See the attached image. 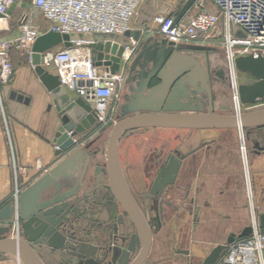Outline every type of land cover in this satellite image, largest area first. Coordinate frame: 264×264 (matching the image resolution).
Returning a JSON list of instances; mask_svg holds the SVG:
<instances>
[{"label":"water","instance_id":"95a60500","mask_svg":"<svg viewBox=\"0 0 264 264\" xmlns=\"http://www.w3.org/2000/svg\"><path fill=\"white\" fill-rule=\"evenodd\" d=\"M195 2L196 0H187L184 3L175 13V23L190 12ZM16 6L14 5L11 11ZM146 6H149V10H146ZM27 8L31 11L32 17H36L38 10L30 3ZM168 10L170 5L160 0H142L137 21L141 28L129 29L122 35L113 33L62 35L44 31L38 37L32 48L30 63L50 92L60 120L54 136L58 147L55 155L59 162L50 172L24 190L16 202H10L0 210V255H14L22 264H45L33 244L46 243L59 251L60 256L68 253L75 256L76 261L80 260L79 264H101L97 260V247L75 243L73 238L66 236L62 226L72 212L71 199L84 187L83 177L89 167V160L83 158L82 149L76 147L78 146L76 139L90 131L98 121L90 103L61 84L56 74L42 66L43 56L50 50L70 47L72 40L75 39L90 41L96 66L104 67L115 75L125 65L124 56L127 49L132 48L136 42H143L142 52L131 68L135 75L133 79L137 81L136 86L131 88V99H128L123 107L126 117L115 124L107 148V171L111 188L123 205L128 218L135 225L137 233L120 253L116 254L115 249L108 264H144L153 241L152 229L129 192L120 164L118 143L126 131L149 127L238 129L243 140L245 130L264 127V109L246 113L238 111L236 115L216 114L212 90L207 84V77L204 76L199 62L191 56L182 55L180 51L185 48L174 45L166 38L143 35L154 17L157 14H166ZM192 68H195V73H191ZM234 68L243 74L253 76L256 80L251 84H240L237 87L239 108L240 104L251 106L263 100L264 57L239 56L235 59ZM185 74L187 76H184ZM133 79L129 78L127 82ZM156 79L160 84L152 86ZM195 82L200 83L208 94L206 111L204 103H201L198 97L199 91ZM16 97L19 101L25 100L27 103L29 101L23 94L12 92V98ZM79 174L80 177L76 179L75 176ZM74 179L76 184L72 189L44 199L48 190L60 188L63 183ZM258 221L260 228L264 229V213L259 216ZM20 222L22 237L19 236ZM252 231V226H247L240 235L232 234L227 243L214 248L202 264H217L228 244L233 243L237 237L249 236ZM13 233L16 236H10ZM71 242L76 246H71ZM138 242L141 249L133 258ZM67 261L73 262L71 259Z\"/></svg>","mask_w":264,"mask_h":264},{"label":"crops","instance_id":"0c3cea01","mask_svg":"<svg viewBox=\"0 0 264 264\" xmlns=\"http://www.w3.org/2000/svg\"><path fill=\"white\" fill-rule=\"evenodd\" d=\"M160 1L170 5L168 13L178 11L170 3L163 0ZM25 2L26 0H19L18 5L9 12L7 18L0 20V39L10 36V34L6 35V31L9 30L11 24L15 25V30L10 38L12 37L13 39L19 34L21 17L25 13H30ZM145 8L149 10V6ZM139 16L138 12L131 23L130 29L137 30L141 28L137 23ZM189 16H191L190 12L185 19ZM221 28L222 26L219 25L208 41L192 43L180 53L196 59L202 68V72L205 71V58L203 57L208 50V45L219 43L222 38ZM143 35L148 37L154 35L161 38L157 32V25L154 23V19L149 23L148 30ZM142 46L143 42L140 41L129 49L130 56L124 59L125 65L121 68V71L126 74V83L129 86L130 93L131 88L136 86L135 83L137 81L134 80L135 75L131 72V68L141 54ZM23 57L16 50L11 52L14 72L9 82L2 84L0 87V210L8 203L16 202L18 196L24 190L50 172L59 162V158L55 155L58 147L54 141V136L59 126L56 120H60L53 105L52 96L34 71L31 63ZM139 63H137V66ZM191 70V73H195V68ZM184 76H187V74ZM129 78L134 79L131 82H127ZM159 84L160 81L156 79L152 86ZM195 85L197 88L202 86L198 82H195ZM12 92L23 94L29 100L28 103L25 100L19 101L17 97L12 98ZM126 104L127 101L125 102ZM263 132L264 130H262ZM165 138L168 139L167 136ZM79 139H76L78 144ZM80 144L83 158L89 160L88 152H91L93 148L91 142L84 141ZM99 145L103 147L104 143ZM239 145L235 139H226L220 145L219 150L207 151L203 158L204 170L213 169L221 173L237 172V160L238 156L240 157L241 155ZM122 147L121 161L123 165L134 164L142 169L141 164L145 158L144 154L135 152L132 148L124 150L125 147ZM253 160L254 170L261 174V176L255 178L256 207L258 211H264V153ZM79 176L80 174L75 176V178H79ZM75 180L63 183L60 188H51L44 199L50 198L58 192L72 189L76 184ZM93 180L98 184L99 179L92 161L87 171L86 186L94 185ZM85 189L82 188L83 191ZM238 209L236 206L231 207L228 204L221 203V201L215 202L214 200L210 202L207 208L200 211L197 218L194 216V212L173 213L172 218L166 220L163 229L154 236L152 249L145 264H202L214 248L226 244L232 234L236 235V231L231 230L227 223L220 222L221 218L216 217L218 214H215V212L236 211ZM230 217L233 222H236L234 221V214H231ZM236 224L237 222L232 225L236 226ZM245 227L247 226H244L241 232ZM177 250H183V253H179ZM186 251L189 253L186 254ZM41 252L40 257L45 264H66L62 262V258L58 254H53L45 249ZM0 264L22 263L14 255L1 254Z\"/></svg>","mask_w":264,"mask_h":264},{"label":"built area","instance_id":"2783aa9c","mask_svg":"<svg viewBox=\"0 0 264 264\" xmlns=\"http://www.w3.org/2000/svg\"><path fill=\"white\" fill-rule=\"evenodd\" d=\"M18 3L19 0H0V20L6 19ZM29 3L43 16L47 27L43 29L36 22L38 14L32 17L29 10L20 19L19 34L12 40L0 39V87L9 82L14 72L11 52L16 50L31 62L33 45L42 32L122 35L130 29L142 0H26L25 4ZM194 9L195 14L185 19L188 13L178 23H175L177 11L157 14L154 23L158 34L176 46L187 48L192 43L208 41L221 25L227 61L235 74L237 57H264V1L196 0L190 12ZM129 49L124 59L130 56ZM94 56L90 41L75 39L70 47L46 52L42 66L90 103L98 123L106 124L119 88L127 78L123 71L112 75L108 69L96 66ZM251 226L253 231L249 236L237 237L227 245L218 264H264V230L256 217Z\"/></svg>","mask_w":264,"mask_h":264},{"label":"flooded vegetation","instance_id":"af4514ba","mask_svg":"<svg viewBox=\"0 0 264 264\" xmlns=\"http://www.w3.org/2000/svg\"><path fill=\"white\" fill-rule=\"evenodd\" d=\"M204 66H210L208 61ZM203 73L208 80L209 74L207 75L206 71ZM213 73L223 79L226 77L225 69L213 70ZM248 76L251 81L247 84L256 81L253 76ZM257 103L251 106H256ZM98 126L99 123L83 134L84 141H90L92 144L93 141L96 142L97 138L102 137V134L97 131ZM262 130L264 127L245 130L246 138L244 137L239 143V150L246 161L249 178L253 173V185L252 180L249 181L250 193L253 198H255L256 192L255 178L261 176L260 172L254 170L253 159L264 153V132L262 133ZM206 131H220V129L137 128L126 131L119 140L118 154L126 184L134 202L152 229L153 240L154 236L163 229L166 220L172 218L173 213L194 212L193 214L197 218L200 211L215 200L213 189L207 179L210 177L209 175L221 172L213 169L204 170L203 158L207 151L219 150L225 140L220 138L219 134L205 138ZM110 135L104 141L103 147L97 145L92 148L91 152H88L89 164L93 161L99 179L98 184L93 180L92 188L86 186L87 173L84 175L83 188L86 189L83 191L80 188L77 196L71 199L72 212L68 216V221L62 224L66 236L73 238L75 243H85L97 247V260L101 264H108L115 249L116 254L120 253L128 245L131 237L137 233L135 225L128 218L123 205L111 188L107 171V148ZM166 136L168 139L165 138ZM122 146L125 147L124 150L132 148L135 152L144 154L142 169L134 164L123 165L121 161ZM232 173L235 174V172ZM253 205L254 209H258L256 201ZM10 236H16V234L13 233ZM19 236L22 237L21 222L19 223ZM70 244L76 246L74 242ZM33 247L39 255L45 249L60 256L59 251L46 243L33 244ZM140 249L141 245L138 242L133 258ZM177 251L183 253V250ZM61 258L62 262L66 264L80 263V260L76 261L75 256L70 253L62 255ZM68 259L73 262L69 263Z\"/></svg>","mask_w":264,"mask_h":264},{"label":"rangeland","instance_id":"374dc122","mask_svg":"<svg viewBox=\"0 0 264 264\" xmlns=\"http://www.w3.org/2000/svg\"><path fill=\"white\" fill-rule=\"evenodd\" d=\"M175 8L179 10L184 5L186 0H163ZM208 6L212 7L211 3H208ZM196 13V9L190 12V15ZM36 22L44 29L47 27V22L43 18L41 14H38L36 17ZM15 25L11 24L9 30L6 31V35H12V32L15 30ZM6 36V37H7ZM5 38L7 40H12V37ZM26 59L25 57H23ZM204 65L205 62L208 61L210 64L209 67L204 66L207 75L209 74L208 84L213 93V105L214 112L220 115H236L238 111L242 113L257 111L260 109H264V100L259 101L256 106H244L240 104V108L237 107L236 103V90L234 87L235 81L237 86L240 84H247L251 80L247 74H243L236 69V77L232 78L231 66L227 61V54L225 50V43L223 37L220 39L219 43L208 45V50L206 51L204 57ZM27 60V59H26ZM225 69L226 77L220 78L215 76L213 70ZM199 91V99L201 103H204V109L206 111L208 107V94L206 90L202 86H198ZM119 96L116 98L112 104V111L107 119L106 124H100L98 126L97 131L102 134L101 138H97L96 142L93 141L92 146L95 147L96 144L99 145L104 143L110 135L112 127L118 123L121 119L126 117L124 115L123 105L130 98V89L125 82L119 88L118 92ZM240 109V110H239ZM131 115V113L129 114ZM56 123L60 124V121L56 120ZM222 139H235L238 143H241L242 136L241 132L238 129H223L220 131H206L205 138H211L213 136H218ZM245 134V131H244ZM245 137V136H244ZM96 138V137H95ZM246 138V137H245ZM84 137H80L78 148L82 149L81 142H84ZM94 139V138H93ZM240 157L238 156V170L233 174L232 172H222L220 174L214 173L209 175L208 183L213 189L215 195V202H220L223 204H228L231 207L236 206L239 208L236 211H221L215 212L218 214L216 217L221 218L222 223H227L231 230L236 231V236L240 235L241 229L244 226H251L253 224L254 217L259 220V216L264 213V211H258L253 208V203L255 202V198L252 197L250 193V183L252 180L253 185V173H251V177L249 178L246 161L243 158L242 152L240 153ZM239 155V153H238ZM214 177V178H213ZM232 177V178H231ZM242 198V199H241ZM254 199V200H253ZM231 214H234V221L237 222L236 226H233ZM227 228V227H226Z\"/></svg>","mask_w":264,"mask_h":264},{"label":"bare ground","instance_id":"6f19581e","mask_svg":"<svg viewBox=\"0 0 264 264\" xmlns=\"http://www.w3.org/2000/svg\"><path fill=\"white\" fill-rule=\"evenodd\" d=\"M235 77H236V74L235 73H232V78H234L235 79ZM234 87H235V90H237V84H236V81H235V84H234ZM236 103H237V107L239 106L238 105V100L236 99ZM239 108V107H238Z\"/></svg>","mask_w":264,"mask_h":264}]
</instances>
